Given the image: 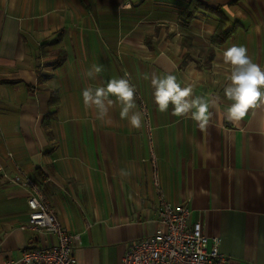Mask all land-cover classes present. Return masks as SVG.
I'll list each match as a JSON object with an SVG mask.
<instances>
[{"label":"crops","instance_id":"1","mask_svg":"<svg viewBox=\"0 0 264 264\" xmlns=\"http://www.w3.org/2000/svg\"><path fill=\"white\" fill-rule=\"evenodd\" d=\"M191 1L0 0V264L58 242L20 228L28 191L11 178L22 173L79 235L80 264H122L132 241L165 231L161 198L220 237L231 264H264V103L238 123L225 118L232 66L223 55L242 45L264 68V0H199L233 27L220 44L221 15L201 9L186 21ZM93 65L102 71L89 79ZM167 74L216 103L204 128L171 105L158 110L151 79ZM112 78L135 87L140 128L121 119L114 96L104 119L85 107L83 89Z\"/></svg>","mask_w":264,"mask_h":264},{"label":"built area","instance_id":"2","mask_svg":"<svg viewBox=\"0 0 264 264\" xmlns=\"http://www.w3.org/2000/svg\"><path fill=\"white\" fill-rule=\"evenodd\" d=\"M157 184V172H154ZM11 181L28 191V220L21 229L47 231L57 236L50 246L25 249L21 264H80L75 254L78 234L62 227L55 208L41 185L22 173ZM192 211L184 205H172L161 198L158 220L166 230L132 241L122 257V264H231L221 251V238L205 235L201 221L190 222Z\"/></svg>","mask_w":264,"mask_h":264},{"label":"clouds","instance_id":"3","mask_svg":"<svg viewBox=\"0 0 264 264\" xmlns=\"http://www.w3.org/2000/svg\"><path fill=\"white\" fill-rule=\"evenodd\" d=\"M125 7L130 8L131 5ZM223 55L225 62L232 66L230 83L224 88V96L231 101L225 111V118L229 122L238 123L258 102L264 103V68L252 62L247 49L242 45H233ZM101 71V66L93 65L85 75L89 79H95ZM151 84L154 89V103L160 112L168 111L171 105L173 115L186 116L191 113V119L201 128L208 124L211 116L209 108L215 107V102L201 96L193 97L192 88L181 87L177 77L171 74L163 77L154 75ZM82 96L86 108L94 106L97 109L98 119L107 116L113 103L109 97L114 96L122 104L121 119H128L134 128L142 126L141 113L132 111L136 107L135 87L128 79L112 78L106 86H89L83 89Z\"/></svg>","mask_w":264,"mask_h":264},{"label":"trees","instance_id":"4","mask_svg":"<svg viewBox=\"0 0 264 264\" xmlns=\"http://www.w3.org/2000/svg\"><path fill=\"white\" fill-rule=\"evenodd\" d=\"M201 9L212 11V12H215L221 15V20L219 21L216 31L212 37V43L220 44V43L225 42L229 38L230 34L232 33L233 27L229 28L226 25L225 17L222 14L219 7L212 8L199 0H192L190 4L188 5V7H186V9L184 10L183 17L186 19V21H190L194 17L195 13ZM212 56L213 54L210 53V58H212ZM54 100H55L54 102H56V98H54Z\"/></svg>","mask_w":264,"mask_h":264}]
</instances>
